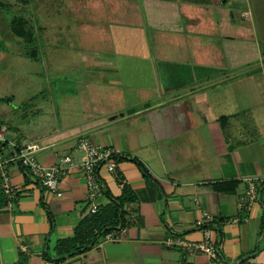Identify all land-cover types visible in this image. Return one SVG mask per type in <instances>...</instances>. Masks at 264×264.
Listing matches in <instances>:
<instances>
[{
	"label": "crops",
	"instance_id": "obj_1",
	"mask_svg": "<svg viewBox=\"0 0 264 264\" xmlns=\"http://www.w3.org/2000/svg\"><path fill=\"white\" fill-rule=\"evenodd\" d=\"M20 1L0 0V167L16 190L7 206L0 176V264H264V186L246 219L238 205L247 178H264V0ZM46 25L80 51L63 68L50 45L43 98L24 59H39ZM80 137L119 153L99 168L98 208L123 186L132 198L116 240L54 262L43 252L88 214L84 177L73 169L57 195L12 157L37 145L44 165L79 162ZM203 210L218 259L166 243L201 239Z\"/></svg>",
	"mask_w": 264,
	"mask_h": 264
},
{
	"label": "built area",
	"instance_id": "obj_2",
	"mask_svg": "<svg viewBox=\"0 0 264 264\" xmlns=\"http://www.w3.org/2000/svg\"><path fill=\"white\" fill-rule=\"evenodd\" d=\"M10 144L16 145L14 141H11ZM77 146L83 152V157L79 162H76L71 155H65L57 164L44 165L33 154L38 148L37 145H30L29 147L19 149L12 159L16 160L40 185L54 191L57 195H60L58 186L61 179L73 169H78L85 181V198L88 203V213H94L98 210L96 198L102 192L99 168L104 166L107 171H113L116 164L115 160L119 153L116 149L99 146L91 142L87 137H80ZM0 176L1 189L6 200V205L9 206L16 196V190L10 183L6 170L2 167H0ZM246 182V189L241 195L238 204L243 219H246L245 214L250 209L258 190L264 186V178L250 177L247 178ZM238 219L240 218H233L234 221ZM214 220L215 218L212 213L203 210L195 220V226L199 227L202 231L201 239L194 241L180 236H173L167 238L166 243L178 246L184 254H203L209 258L218 259L219 250L212 240L210 229L207 226V224L212 223ZM117 232L118 230L110 231L103 238L105 240H116L118 238Z\"/></svg>",
	"mask_w": 264,
	"mask_h": 264
},
{
	"label": "trees",
	"instance_id": "obj_3",
	"mask_svg": "<svg viewBox=\"0 0 264 264\" xmlns=\"http://www.w3.org/2000/svg\"><path fill=\"white\" fill-rule=\"evenodd\" d=\"M23 28L25 30L28 29L27 26H23ZM133 160L145 174L146 172L140 162ZM128 193V188L123 186L122 193L119 196L113 197L109 194L110 203L98 208L94 213L86 214L74 227L71 237L61 238L56 241L54 247L55 256L51 258L44 251V257L54 262L62 261L74 254L86 251L106 233L123 227L125 224L123 203L132 198ZM48 216L52 225V218L49 212Z\"/></svg>",
	"mask_w": 264,
	"mask_h": 264
},
{
	"label": "rangeland",
	"instance_id": "obj_4",
	"mask_svg": "<svg viewBox=\"0 0 264 264\" xmlns=\"http://www.w3.org/2000/svg\"><path fill=\"white\" fill-rule=\"evenodd\" d=\"M10 3L14 9H17L19 11H21L22 7H25L27 5V4H24L23 2H21L20 0H10ZM30 7L32 9L33 5H31ZM24 12H26V11H24ZM36 13H37V11H36ZM36 13H33L34 17L36 15ZM50 29H51L50 26L46 25L45 32L42 33V40L39 43L42 52H40V54H39V59L36 60L35 62L31 59H28V58L24 59L25 60L24 66H25L26 70L34 69V70H36V72L39 71L41 73V81H42L41 89H42V97L43 98L49 97L48 82L50 81V78H51V68H50V62L49 61H50V53H51L50 45H52L53 43L51 44L50 40H49ZM63 33H66V32H63ZM60 34H62V33L57 34L58 36L54 35L55 36V40H54L55 45L54 44L53 45L57 46L56 49H58V50H55L56 52L55 51H52V52L58 54L59 61L63 62L62 66H63V68H65V63L67 62V60L65 58L64 51L68 50V52L77 53L80 51V49H78L79 43L72 41V40L70 42H67L66 38L65 37L62 38L61 37L62 35H60ZM53 48L54 47H52V50H53ZM77 60L78 59H76V60L73 59V61H75V62ZM73 67H75V68H73L71 70V73H74L72 75L76 77L78 75V71H77L78 66L75 64ZM48 78H49V81H48Z\"/></svg>",
	"mask_w": 264,
	"mask_h": 264
}]
</instances>
